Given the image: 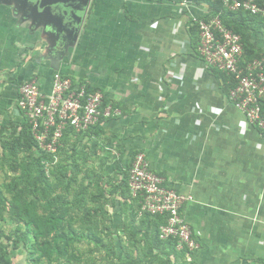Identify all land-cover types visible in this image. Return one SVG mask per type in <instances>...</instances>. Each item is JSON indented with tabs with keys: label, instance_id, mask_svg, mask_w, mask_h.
I'll list each match as a JSON object with an SVG mask.
<instances>
[{
	"label": "crops",
	"instance_id": "1",
	"mask_svg": "<svg viewBox=\"0 0 264 264\" xmlns=\"http://www.w3.org/2000/svg\"><path fill=\"white\" fill-rule=\"evenodd\" d=\"M216 1L92 0L76 33L58 12L37 25L16 0H0V137L22 124L25 82L49 91L61 72L99 90L121 114L91 136L111 132L126 168L142 152L168 187L194 198L182 215L198 249L173 264H264V129L205 70L192 31ZM253 40L264 55V29Z\"/></svg>",
	"mask_w": 264,
	"mask_h": 264
},
{
	"label": "rangeland",
	"instance_id": "2",
	"mask_svg": "<svg viewBox=\"0 0 264 264\" xmlns=\"http://www.w3.org/2000/svg\"><path fill=\"white\" fill-rule=\"evenodd\" d=\"M21 127L0 137V264H173L118 201L127 158L114 134L76 135L42 163Z\"/></svg>",
	"mask_w": 264,
	"mask_h": 264
},
{
	"label": "built area",
	"instance_id": "3",
	"mask_svg": "<svg viewBox=\"0 0 264 264\" xmlns=\"http://www.w3.org/2000/svg\"><path fill=\"white\" fill-rule=\"evenodd\" d=\"M223 3L232 11L243 10L264 18V0ZM191 25L198 29L196 52L205 70L230 76L234 87L229 100L248 123L264 129V57L246 62L241 37L225 27L219 16L194 17ZM17 111L22 125L28 123L39 151L54 157L64 147L65 136L84 135L97 129L103 119L121 114L101 91L76 85L61 72L53 73L49 91L38 80L21 84ZM128 188L131 203L140 206L139 217L148 214L167 218L166 225L160 228V239H176L178 251L192 253L198 249L192 227L182 215L183 207L194 201L193 196L168 187L142 152H137L131 163Z\"/></svg>",
	"mask_w": 264,
	"mask_h": 264
},
{
	"label": "trees",
	"instance_id": "4",
	"mask_svg": "<svg viewBox=\"0 0 264 264\" xmlns=\"http://www.w3.org/2000/svg\"><path fill=\"white\" fill-rule=\"evenodd\" d=\"M171 1L183 2V1H189V0H171ZM208 16L210 17L219 16L223 24L225 25V27L232 30L234 33L238 34L241 37L242 44H243V51H244V59L246 62L252 61L256 58L264 57V55L260 54L259 51L257 50L254 40H253L254 34L264 29V18L263 17L252 15L249 12H246L243 10L232 11L224 5L223 0H218L212 4V9L209 12ZM192 31L196 32V36L198 38V41H197V46H198L199 33H198L197 27L192 26ZM196 50H197V47H196ZM211 71L219 73L222 76L225 84L229 86L230 90L234 87V82L230 76L226 75L225 73L216 71V70H211ZM21 132H22L23 138L26 140L28 145L30 147L35 148L39 152L42 163H46L45 161L47 159L54 157L50 154L39 151L35 141L32 138L28 123H24L22 125ZM93 133H95V129L90 130L84 135L91 137ZM68 137H71V136H65L64 144H65V140ZM61 150L62 148L59 149L57 155L61 152ZM134 157L131 159L130 164L132 163ZM129 169L130 167L127 168L126 177L123 180V183L125 185L124 188L117 191V197H118L119 203L121 204L122 202H125L128 205L136 206V209H133L135 217L137 219H140L141 223L146 226L147 231L151 230L154 233L153 236L155 237L156 241L163 244L167 248L170 257L173 255L175 256V258H177L178 256L185 254L186 251L177 250V240L176 239L174 238H169L167 240L160 239V228L166 225L167 223V218L165 216H160V215L151 216L148 214L143 215L142 217L138 216V209L140 207L139 204L137 202L131 203L130 201V193H129V188H128Z\"/></svg>",
	"mask_w": 264,
	"mask_h": 264
},
{
	"label": "water",
	"instance_id": "5",
	"mask_svg": "<svg viewBox=\"0 0 264 264\" xmlns=\"http://www.w3.org/2000/svg\"><path fill=\"white\" fill-rule=\"evenodd\" d=\"M16 2L19 7L26 8L28 16L35 14L37 25L47 14L58 12L62 19L72 20L74 32L78 33L92 0H16Z\"/></svg>",
	"mask_w": 264,
	"mask_h": 264
}]
</instances>
